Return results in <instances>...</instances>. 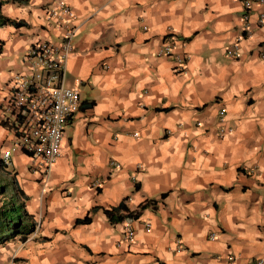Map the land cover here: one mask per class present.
<instances>
[{"label":"crops","instance_id":"1","mask_svg":"<svg viewBox=\"0 0 264 264\" xmlns=\"http://www.w3.org/2000/svg\"><path fill=\"white\" fill-rule=\"evenodd\" d=\"M56 1L73 12L65 85L79 110L46 183L11 154L34 229L0 247V264L264 262V29L228 59L242 34L234 0H0L25 23L0 27V152L10 78L32 43L61 41L44 19ZM168 32L181 73L158 54ZM119 204L137 217L111 223L104 210Z\"/></svg>","mask_w":264,"mask_h":264},{"label":"built area","instance_id":"2","mask_svg":"<svg viewBox=\"0 0 264 264\" xmlns=\"http://www.w3.org/2000/svg\"><path fill=\"white\" fill-rule=\"evenodd\" d=\"M234 1L241 7L238 23L242 34L227 45L224 54L228 59L238 58V42L250 33L252 27L264 29V0ZM44 19L57 26L61 41L37 40L32 43L25 52L22 70L10 78L1 119L10 141L9 146L0 152V163L4 167L11 166V154L18 151L26 155L30 169L46 183L59 156L63 126L78 112L80 101L77 90L65 85V64L72 50L74 32L71 27L73 12L62 1H56L44 12ZM169 34L164 37L165 42L158 54L169 57L173 70L181 73L184 59L172 54L173 41ZM109 164L116 167L113 161ZM148 228L144 225L145 230ZM122 236L124 242L132 241L134 230L129 223L122 226ZM227 260L230 263L232 257L228 256ZM253 264L264 262L257 260Z\"/></svg>","mask_w":264,"mask_h":264},{"label":"trees","instance_id":"3","mask_svg":"<svg viewBox=\"0 0 264 264\" xmlns=\"http://www.w3.org/2000/svg\"><path fill=\"white\" fill-rule=\"evenodd\" d=\"M3 26L20 28L24 27L25 23L21 20L8 18L0 13V27ZM1 44L0 41V46ZM5 170V167L0 163V247L16 239L24 242L34 229V222L24 209L21 192L17 185L12 183L14 176L9 175ZM104 211L107 212L108 220L111 223L137 217V213L128 212L122 204ZM87 221L88 219L84 218L78 223Z\"/></svg>","mask_w":264,"mask_h":264},{"label":"rangeland","instance_id":"4","mask_svg":"<svg viewBox=\"0 0 264 264\" xmlns=\"http://www.w3.org/2000/svg\"><path fill=\"white\" fill-rule=\"evenodd\" d=\"M20 3V2H19ZM5 8V7H4ZM0 148H1V145H0ZM21 161L23 162L24 161V159H21ZM21 161L19 160V162L21 163ZM16 169H18L17 167H16Z\"/></svg>","mask_w":264,"mask_h":264}]
</instances>
